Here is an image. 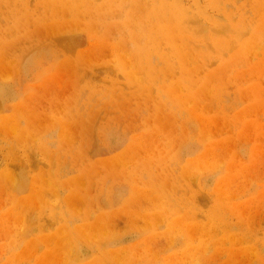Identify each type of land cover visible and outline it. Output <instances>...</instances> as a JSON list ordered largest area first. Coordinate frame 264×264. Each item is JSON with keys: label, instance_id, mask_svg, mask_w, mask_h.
<instances>
[{"label": "rangeland", "instance_id": "374dc122", "mask_svg": "<svg viewBox=\"0 0 264 264\" xmlns=\"http://www.w3.org/2000/svg\"><path fill=\"white\" fill-rule=\"evenodd\" d=\"M0 264H264V0H0Z\"/></svg>", "mask_w": 264, "mask_h": 264}, {"label": "bare ground", "instance_id": "6f19581e", "mask_svg": "<svg viewBox=\"0 0 264 264\" xmlns=\"http://www.w3.org/2000/svg\"><path fill=\"white\" fill-rule=\"evenodd\" d=\"M136 1H137V0H136ZM139 1H140V0H139ZM70 2H71V1H70ZM123 6H124V5H123ZM124 7H125V6H124ZM138 8H139V7H138ZM138 8H137V9H138ZM158 10H159V12H160V11H162L163 9H159V8H158ZM68 11H69V10H68ZM68 13H69V12H68ZM180 13H181V12H180ZM136 14H137V12H136ZM160 15H161V14H160ZM160 15H159V16H160ZM181 15H182V14H181ZM136 16H137V15H136ZM96 17H97V16H96ZM83 19H84V18H83ZM128 19H129V18H128ZM133 19H134V18H133ZM197 20H198V19H197ZM124 21H125V20H124ZM170 22H171V21H170ZM197 23H198V22H197ZM126 24H127V23H126ZM133 24H134V23H133ZM137 24H138V23H137ZM141 25H142V24H141ZM141 25H140V26H141ZM124 26H125V25H124ZM142 26H143V25H142ZM134 27H135V26H134ZM138 27H139V26H138ZM201 27L203 28L202 23H201ZM122 28H123V27H122ZM136 28H137V27H136ZM141 29H142V28H141ZM141 29H140V30H141ZM205 29H206V28H205ZM128 30H129V29H128ZM202 30H203V29H202ZM202 30L200 29V31H202ZM226 30H227V29H226ZM132 31H133V30H132ZM196 31H197V30H196ZM215 31H216V30H215ZM141 32H142V30H141ZM143 32H144V31H143ZM132 34H133V33H132ZM144 34H145V33H144ZM124 35H125V34H124ZM239 38H240V37H239ZM132 40H133V39H132ZM133 42H134V41H133ZM135 43H136V42H135ZM228 43H229V42H228ZM136 44H137V43H136ZM117 45H118V44H117ZM110 49H111V48H110ZM111 50H113V49H111ZM93 51H94V50H93ZM186 51H187V50H186ZM120 52H121V51H120ZM125 56H126V55H125ZM122 62H123V61H122ZM47 96H48V95H47ZM31 105H32V104H31ZM21 236H22V235H21ZM79 254H80V253H79ZM78 257H79V256H78ZM74 260H75V259H74ZM76 260H77V259H76Z\"/></svg>", "mask_w": 264, "mask_h": 264}]
</instances>
